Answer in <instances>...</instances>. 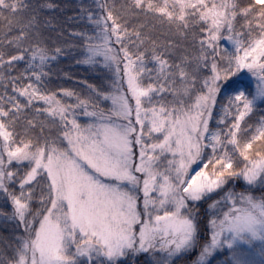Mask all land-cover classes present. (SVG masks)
<instances>
[{
    "label": "snow or ice",
    "instance_id": "snow-or-ice-1",
    "mask_svg": "<svg viewBox=\"0 0 264 264\" xmlns=\"http://www.w3.org/2000/svg\"><path fill=\"white\" fill-rule=\"evenodd\" d=\"M0 264H264V0H0Z\"/></svg>",
    "mask_w": 264,
    "mask_h": 264
},
{
    "label": "trees",
    "instance_id": "trees-1",
    "mask_svg": "<svg viewBox=\"0 0 264 264\" xmlns=\"http://www.w3.org/2000/svg\"><path fill=\"white\" fill-rule=\"evenodd\" d=\"M71 71L78 72L81 74L82 77L86 78L88 75V69L85 67H79V68H72Z\"/></svg>",
    "mask_w": 264,
    "mask_h": 264
}]
</instances>
